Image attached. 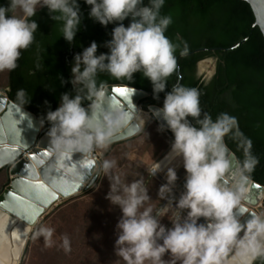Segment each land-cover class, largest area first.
Returning a JSON list of instances; mask_svg holds the SVG:
<instances>
[{
    "label": "clouds",
    "instance_id": "obj_1",
    "mask_svg": "<svg viewBox=\"0 0 264 264\" xmlns=\"http://www.w3.org/2000/svg\"><path fill=\"white\" fill-rule=\"evenodd\" d=\"M84 2L91 6L87 15L94 21L103 26L116 23L111 39L104 43L108 52L97 55L98 45L92 41L74 54L67 81L72 91L61 93L58 107L40 121L41 125L45 119L49 122L46 135L63 153L105 148L113 129L131 119L130 113L118 107L104 117L103 123L97 118L98 105L93 98L104 96L103 82L97 83L98 73L131 81L139 72L151 82L153 95L158 98L165 92L168 77L177 71L175 53L179 44L164 34L172 17L160 13L165 0ZM43 7L52 20L61 22L64 39L69 43L74 40L82 21L78 0H8L0 5V71L14 69L21 50L33 43L38 24L32 17ZM129 17L125 26L122 22ZM186 52L185 43L180 55ZM60 83L65 80L61 78ZM129 91L134 94L136 90ZM200 94L197 88L177 82L165 92L162 106L152 110L153 116L163 121L158 131L167 129L173 134L169 153L180 158L185 169L179 197L173 195L177 180L173 167L167 168V182L157 191L167 203L154 210L142 178L124 182L111 171L114 160L106 159L100 166L103 177L109 180L105 198L121 212L115 225L114 253L124 264H253L258 258L264 259V215L241 222L233 211L246 199V173L251 172L256 159L248 156L229 185L222 139L236 126V120L227 113L218 114L215 120L202 113ZM17 99L24 103L23 90H18ZM84 101L89 102L87 109L82 106ZM161 170L159 162L147 169L151 176ZM165 216L170 227L161 223ZM201 217L204 220L199 222ZM64 244L67 251L66 237Z\"/></svg>",
    "mask_w": 264,
    "mask_h": 264
},
{
    "label": "trees",
    "instance_id": "obj_2",
    "mask_svg": "<svg viewBox=\"0 0 264 264\" xmlns=\"http://www.w3.org/2000/svg\"><path fill=\"white\" fill-rule=\"evenodd\" d=\"M7 2L0 0V5ZM147 2L144 0V3ZM78 3L82 21L71 43L62 36L61 22L52 20L46 7L40 8L32 17L38 24L33 43L21 50L17 66L7 71L8 97L40 120L46 117L49 110L58 107L61 93L72 91V85L67 81L71 77L74 54L81 52L92 41L98 45L97 55L109 51L104 43L111 39L116 22L103 26L88 17L90 5L84 0H78ZM160 13L172 17L164 34L179 44L175 53L177 71L168 77L165 92L177 82L197 88L201 93L202 113H208L213 120L220 113L234 117L236 126L224 135L226 142L237 154L241 165L248 156L256 159L251 172L246 175L264 185V36L259 28H254L256 19L252 8L241 0H165ZM129 21L130 17L122 23L127 26ZM246 39L248 42L242 47L225 51L237 47ZM185 43L187 52L180 55ZM201 49L208 51L187 55ZM210 57L217 59V69L211 81L207 82L199 77L198 66ZM61 78L65 80L63 85ZM100 82L104 86L124 83L147 91L149 97L141 101L144 111L149 105L161 107L163 104L165 92L159 93L158 98L154 97L151 82L139 72L133 74L131 81L115 79L106 72L98 73L97 83ZM18 90L24 92V103L17 99ZM88 103L84 101L82 106ZM189 120L195 124L194 119L189 117ZM43 127H50L46 119ZM168 133L173 136L170 131ZM151 177L146 175L145 181H152L158 186L163 184ZM255 264H264V259L258 258Z\"/></svg>",
    "mask_w": 264,
    "mask_h": 264
},
{
    "label": "water",
    "instance_id": "obj_3",
    "mask_svg": "<svg viewBox=\"0 0 264 264\" xmlns=\"http://www.w3.org/2000/svg\"><path fill=\"white\" fill-rule=\"evenodd\" d=\"M241 1L249 4L252 8L256 19L254 28H259L264 36V0ZM247 42L248 39L243 40L237 47L225 51H234ZM206 51L208 50L201 49L187 55ZM117 88L125 89L124 95L116 92ZM132 88L136 90L134 94L129 91ZM103 91L102 98L94 99L98 105L96 116L102 123L104 117L113 114L117 107L121 111L131 114V119L126 124L113 129L107 145L137 135L141 131V127L135 121L136 115L139 110L143 109L141 101L149 97L150 94L124 83L108 84L104 86ZM84 107L87 109V106ZM157 108L160 106L149 105L147 110L153 116L152 110ZM153 117L158 124L163 123L161 118ZM40 121L33 112L13 102L8 97L7 89H0V170L5 168L9 177L8 185L0 193V204L7 202L11 205L9 193L23 199L18 196L20 194L25 197L26 201L42 207L41 218L43 219L50 208L87 191L96 183L100 175V161L96 158L94 147L89 152L63 153L56 147L48 148L43 145L42 140L49 128L43 127ZM222 143L224 158L228 162L225 179L231 185L234 181V174L240 169L241 164L237 154L228 146L224 136ZM167 154L159 160L162 170L155 177L164 184L167 182V168H175L177 180L173 188V195L179 197L183 191L185 169L180 158L174 157V154L171 153ZM247 177L245 182L246 199L241 200V204L233 210L241 222L250 216L260 214L264 204V185L249 176ZM166 203L165 200L161 206ZM169 203H171L170 200ZM203 220L204 218L201 217L199 222ZM24 255L25 250L23 257ZM255 263L256 260L253 261V264Z\"/></svg>",
    "mask_w": 264,
    "mask_h": 264
},
{
    "label": "rangeland",
    "instance_id": "obj_4",
    "mask_svg": "<svg viewBox=\"0 0 264 264\" xmlns=\"http://www.w3.org/2000/svg\"><path fill=\"white\" fill-rule=\"evenodd\" d=\"M216 69L217 59L207 58L199 64V77L207 81ZM7 71H0V89L7 88ZM158 125L151 115L141 131L129 141L93 149L99 155L100 166L106 159L115 161L111 171L124 182L142 178L150 197H156L148 201L154 210L165 200L156 196L159 186L145 181V176H149L147 169L170 151L173 139L168 131H158ZM8 183L7 171L3 170L0 172V193ZM108 191L109 180L103 177L100 168L98 180L90 189L59 203L35 225L20 264H124L114 253L115 225L121 212L105 198ZM260 215H264V205ZM161 223L171 226L166 216L161 218Z\"/></svg>",
    "mask_w": 264,
    "mask_h": 264
},
{
    "label": "bare ground",
    "instance_id": "obj_5",
    "mask_svg": "<svg viewBox=\"0 0 264 264\" xmlns=\"http://www.w3.org/2000/svg\"><path fill=\"white\" fill-rule=\"evenodd\" d=\"M150 118L151 114L148 111L139 110L135 121L141 127ZM42 144L48 148L56 147L47 135L42 140ZM8 196L11 205L7 202L0 204L2 205L0 206V264H19L33 228L42 219V207L26 201L20 194L18 196L23 199L10 193Z\"/></svg>",
    "mask_w": 264,
    "mask_h": 264
},
{
    "label": "snow or ice",
    "instance_id": "obj_6",
    "mask_svg": "<svg viewBox=\"0 0 264 264\" xmlns=\"http://www.w3.org/2000/svg\"><path fill=\"white\" fill-rule=\"evenodd\" d=\"M115 91L120 93L121 95H124V93H125V89H123V88H117Z\"/></svg>",
    "mask_w": 264,
    "mask_h": 264
},
{
    "label": "crops",
    "instance_id": "obj_7",
    "mask_svg": "<svg viewBox=\"0 0 264 264\" xmlns=\"http://www.w3.org/2000/svg\"><path fill=\"white\" fill-rule=\"evenodd\" d=\"M131 139V138H130ZM126 141H129V139L128 140H124V141H121V142H118V143H124V142H126ZM4 169H2V171H3Z\"/></svg>",
    "mask_w": 264,
    "mask_h": 264
},
{
    "label": "built area",
    "instance_id": "obj_8",
    "mask_svg": "<svg viewBox=\"0 0 264 264\" xmlns=\"http://www.w3.org/2000/svg\"><path fill=\"white\" fill-rule=\"evenodd\" d=\"M99 156V155H98ZM98 156L96 157L98 159Z\"/></svg>",
    "mask_w": 264,
    "mask_h": 264
}]
</instances>
